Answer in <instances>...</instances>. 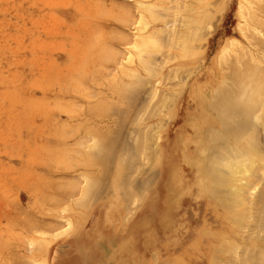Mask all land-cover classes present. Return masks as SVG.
I'll list each match as a JSON object with an SVG mask.
<instances>
[{
	"label": "rangeland",
	"instance_id": "1",
	"mask_svg": "<svg viewBox=\"0 0 264 264\" xmlns=\"http://www.w3.org/2000/svg\"><path fill=\"white\" fill-rule=\"evenodd\" d=\"M249 1L0 0V264H215L226 242L229 261L216 264L244 263L252 231L230 218L185 156L201 153V126L224 129L210 100L225 80L223 87L236 83L233 96L240 82L238 93L250 104L238 116L251 122L239 143L253 138L257 147L248 146L264 151V124L256 118L264 114V0ZM189 17L201 23L187 27ZM181 32L195 36L192 57L177 45ZM142 33L162 37L165 47L152 58L148 51L131 57ZM234 38L239 45L223 54ZM140 59L153 60V77ZM253 98L263 99L253 105ZM160 122L159 161L151 166L135 135ZM102 137H111L104 148ZM97 150L107 152L108 165ZM119 175L137 192L125 188L131 203L124 186L117 191ZM89 177L102 187L96 183L92 197L84 191Z\"/></svg>",
	"mask_w": 264,
	"mask_h": 264
},
{
	"label": "bare ground",
	"instance_id": "2",
	"mask_svg": "<svg viewBox=\"0 0 264 264\" xmlns=\"http://www.w3.org/2000/svg\"><path fill=\"white\" fill-rule=\"evenodd\" d=\"M199 1V0H198ZM246 1V0H245ZM255 1H257V0H252L251 2H250V4H252V3H255ZM249 4V3H248ZM249 4V5H250ZM138 5H141V6H143V5H146L145 6V8L146 9H148V8H150L149 10L150 11H154L151 7H153L154 8V6L155 5H153L152 4V6H151V4L150 5H148V3L146 4H144V3H142V2H140L139 1V4ZM158 7V6H157ZM250 7V6H249ZM253 7V6H252ZM251 7V8H252ZM144 8V9H145ZM156 8V7H155ZM160 8H162V7H160ZM250 8V10H251V13H254V7L251 9ZM152 9V10H151ZM148 11V10H147ZM155 12V11H154ZM154 12H152V15H153V13ZM151 13V12H150ZM149 13V14H150ZM155 14L157 15V14H159V12L157 13V11L155 12ZM156 15H154V16H152L153 17V20L154 19H156V18H158V16L160 17V15H158V16H156ZM142 16H143V18L141 17V19H144V16L145 15H143L142 14ZM146 17V16H145ZM150 17H151V15H150ZM151 17V18H152ZM156 17V18H155ZM141 21L142 20H140V23H141ZM199 21H201V19H196V18H194V17H189L188 19H187V22H186V25H187V27H190V26H192L191 24H193V23H198ZM203 21V20H202ZM199 23H201V22H199ZM149 24V23H148ZM188 25H190V26H188ZM147 22L146 21H142V23H141V26H140V30L142 31V30H146V28H147ZM159 32V31H158ZM158 32L157 33H155V32H153L152 33V35H156V34H158ZM159 33H161V31L159 32ZM157 36V35H156ZM156 36H145L143 33L142 34H138V36H137V38H136V41L134 42V46H133V51L132 52H130V56L131 57H133L134 55H138L139 56V58H143V57H140V56H142V54L143 53H146V51H148V53H151V55H148L149 57L150 56H153L152 54H154V52L157 50V49H160L161 47H165V45H163V46H161V42L162 41H164V40H159V39H161V38H157ZM159 36V35H158ZM178 36H180L181 37V42H180V40H179V43L180 44H178L177 42V45L179 46L180 45V47H182V49H183V52H185V56H183V57H192L193 55H192V53H189V51H195L194 49H195V47L194 46H192V44H194L193 43V41H195V36L193 35H189V34H186V33H182L181 32V35H178ZM161 41V42H160ZM165 42V41H164ZM238 41H237V39L236 38H234V39H232L231 41H229L227 44H225V46H223V48H222V53L224 54L225 53V50L226 49H230V47L232 46V45H239V42L237 43ZM163 43V42H162ZM166 44V43H165ZM168 45V44H167ZM191 47H193V48H191ZM158 52V51H157ZM182 52V51H181ZM196 52V51H195ZM194 52V53H195ZM144 56V55H143ZM147 56V57H148ZM195 56H196V54H195ZM149 57H148V59H149ZM166 57V56H165ZM100 58V57H99ZM104 58V57H103ZM150 58H152V57H150ZM144 59V58H143ZM143 59H140V61H142V62H144V65H145V69H147L146 70V72H148L149 71V74H151V73H154L155 71H153V70H156V69H154V66H153V68L151 67L152 65H154L152 62H153V60H152V62L150 61H145V60H143ZM153 59H154V57H153ZM166 59H167V57H166ZM165 59V60H166ZM100 60V59H99ZM103 60V59H102ZM168 60V59H167ZM106 62V61H105ZM141 62V63H142ZM155 62V61H154ZM168 62V61H167ZM167 62H166V64H167ZM150 63H152L151 65H150ZM143 64V63H142ZM156 67V66H155ZM239 67V66H238ZM179 68V67H178ZM178 68H176V69H178ZM185 68V67H184ZM151 69H153V70H151ZM159 69V68H158ZM180 69V68H179ZM183 69V68H182ZM180 70V71H183V70ZM175 72H177L176 70H174ZM136 72V71H135ZM161 72V71H160ZM160 72H158L157 71V73H160ZM134 73V72H133ZM135 74H138L137 72L135 73ZM155 74H156V72H155ZM175 74H177V73H175ZM174 74V75H175ZM226 74V73H225ZM140 75V74H139ZM152 75V77H153V74H151ZM178 75H179V71H178ZM134 76V75H133ZM138 76V75H137ZM135 77V78H139L140 76H138V77ZM154 76H156V75H154ZM189 76V75H188ZM175 77H178L177 75L175 76ZM180 77V76H179ZM178 77V78H179ZM226 77V76H225ZM142 78V77H141ZM169 78V77H168ZM184 78V77H183ZM186 78H187V74H186ZM186 78H185V80H186ZM238 78H240V77H235V79H234V77H233V81H241L240 79L238 80ZM162 79V78H161ZM160 79V80H161ZM138 80H140V79H138ZM145 80V79H144ZM163 80V79H162ZM170 80V79H169ZM179 80H181V78L179 79ZM142 81H143V79H142ZM141 81V82H142ZM224 81V80H223ZM135 82V81H134ZM180 82H182V81H180ZM242 82V81H241ZM138 83V82H137ZM234 83V82H233ZM238 83H240V82H238ZM238 83H237V87L238 86H241V84H239L238 85ZM139 84V83H138ZM142 84L143 83H140V85H138V86H142ZM177 84H179V83H177ZM223 85L222 86H219V87H217L215 90H214V92H213V94H214V99H211L210 100V102L211 101H213L211 104H213L212 106H214L215 108L213 109V110H217V113L218 112H221L222 114H223V116H221L223 119H221V123H223L222 125L224 126V129H219V128H214V127H209V128H207V129H202L203 127L201 126V130H205V132L203 131V139H201V141L202 142H204L205 144L203 145V148L201 149L202 151H201V153L200 154H196L193 158H191L190 156H185V160L187 161V162H189L190 164H192V166H196L197 167V169H198V173H199V175H200V177H205V179H207V180H209V182L211 183V185L213 186V188L210 190L211 192H209V193H212V195L213 196H215V197H217V198H220V202L227 208V210H228V212H229V216H230V218L232 219V220H234V222L235 223H237V224H239V225H241V226H246V227H248V228H250V230L252 231V233L250 234V236L248 235V237L249 238H253V242L251 241L247 246H245V249H244V254H240L241 256H242V258L244 257V255H245V257L243 258L244 259V263L243 264H261L260 262V259H262V263H264V244H263V242H264V183H262L261 184V186H260V188L258 189V182H260L261 183V181L262 182H264V151H255V150H253V149H251L250 147L251 146H254V145H256L254 142H256V141H254L253 143H252V140H254L253 138H252V140L249 142V139H248V141H247V138H248V136H247V138L246 139H244L245 140V142L247 141V143H245V144H240L239 143V141H240V138L242 139V137H244L243 135H246L245 134V132H247L248 130H249V127L248 128H245V127H247V126H249L247 123H251V122H249V117H248V120L245 118L244 119V121L246 120L247 121V123H246V121L245 122H243L242 120H240V119H238V116H239V118H242V117H240V115L241 116H246V112H245V109H247V108H249V107H247V106H249L250 104H249V102H247V103H245V101H243L244 100V96H241L240 95V93H238V92H240V90H239V88H241V87H239V88H237V91H236V88H235V92H236V94L238 93V95H236L235 94V92H233L234 93V96H233V94H232V92L231 91H233L234 89V86L236 85V83H234L233 84V88L232 87H230L231 85L230 84H227V86L228 85H230L229 87H223L224 85H226V80L224 81V83H222ZM85 85V84H84ZM83 85V86H84ZM137 85V84H136ZM169 85V84H168ZM86 86V85H85ZM137 86V87H138ZM133 87V86H132ZM221 87V88H220ZM224 88H229V89H231V90H229V89H224ZM134 89H136V87L134 88ZM134 89H132V90H134ZM167 91V90H166ZM154 92H156L155 90H154ZM153 91H152V95H153V93H154ZM165 92V91H164ZM164 92H162L164 95H165V93ZM168 92V91H167ZM166 92V93H167ZM171 94H172V96L174 97V95L176 94V92H175V94L174 93H172V92H170ZM246 93V92H245ZM169 94V93H168ZM167 94V96L169 97V95ZM171 94H170V96H171ZM174 94V95H173ZM103 95V94H102ZM162 95V94H161ZM235 95L236 96H240L241 98H243V99H237V98H234L235 97ZM154 96V95H153ZM166 96V97H167ZM171 96V97H172ZM176 96V95H175ZM171 97H169L170 99H171ZM251 97V96H250ZM177 98V97H176ZM114 99V98H113ZM164 99H165V97H164ZM168 99V98H167ZM167 99H166V101H167ZM173 99V98H172ZM171 99V100H172ZM246 99V98H245ZM254 99V100H253ZM251 101L253 102V103H251V104H253V105H255L256 104V99H260V98H253ZM261 99H263V98H261ZM260 99V100H261ZM215 100H216V102H215ZM149 101V100H148ZM165 101V100H164ZM165 101V102H166ZM170 101V100H169ZM168 101V102H169ZM173 101V100H172ZM174 101H176V100H174ZM249 101V100H248ZM130 102V101H129ZM133 102V101H132ZM161 102V101H160ZM164 102V103H165ZM171 102V101H170ZM244 102V103H243ZM149 103H152L151 101L150 102H148L147 104H149ZM163 103V104H164ZM140 104V103H139ZM146 104V105H147ZM157 104V103H156ZM159 104V103H158ZM161 105L162 107L164 106L165 107V104L164 105ZM211 104H209V105H211ZM244 104H246V107H245V105ZM130 105V104H129ZM145 105V106H146ZM160 105V104H159ZM158 105V106H159ZM173 102L172 103H170V108H172L173 106ZM208 105V106H209ZM149 106V105H148ZM155 106V105H154ZM166 106H168V105H166ZM113 107V106H112ZM153 107V106H152ZM162 107H161V109H162ZM107 108H109V107H107ZM154 108V107H153ZM156 109H157V106L155 107ZM160 108V106L158 107V109ZM166 108V107H165ZM168 108V107H167ZM203 108H205V107H203ZM213 108V107H212ZM110 109H112L113 110V108H111L110 107ZM131 109V108H130ZM147 109H148V107H147ZM149 109L150 110H153V109H151L150 107H149ZM160 109V110H161ZM111 110V111H112ZM144 110V109H143ZM143 110H141V113H142V111ZM155 110V109H154ZM160 110H158L157 111V113L159 112V114L160 113H162ZM167 110V109H166ZM148 112H149V110H147ZM156 111V110H155ZM162 111H164L163 109H162ZM212 111V110H211ZM146 112V111H145ZM147 112V113H148ZM153 112V111H152ZM216 112V111H215ZM209 113H210V110H209ZM154 114L155 115H157L155 112H154ZM141 115V114H140ZM145 114H142V116L140 117V119L144 116ZM149 115V114H148ZM149 116H152L153 117V115H149ZM212 116V115H211ZM224 116H228V117H224ZM138 117H139V115H138ZM147 116H145V118H146ZM207 117H208V115H207ZM144 118V119H145ZM226 118H228V120L226 119ZM256 118H258L259 120H261V121H263V122H261V123H263L264 124V114L263 113H261V111L257 114V116H256ZM256 118H255V121H256ZM136 119V118H135ZM138 119V118H137ZM136 119V120H137ZM149 119H150V117H149ZM218 119V118H217ZM226 119V120H225ZM243 119V118H242ZM257 119V120H258ZM146 120H147V118H146ZM162 120V119H161ZM222 120H223V122H222ZM133 121H135V120H133ZM139 121V120H138ZM144 121L142 120V123H143ZM259 122V121H258ZM152 124H154V123H152ZM151 124H149L148 126H146V127H148V128H150V127H153L154 128V130H153V133H152V130L150 131L148 128V130H145L146 129V127H144V128H142L143 130L141 131V128L139 129V132H140V136L138 135V136H136L135 135V137H138V139H137V142H133L134 143V145L135 144H137L136 146V148H137V152H139L140 153V157H141V154L143 155V157H146V158H143L144 160L146 159V162H147V159L149 160V162L148 163H150V165L151 166H155V164L156 163H158V161H159V156H158V151L160 150V147H159V144H158V142L160 141L159 139V141L157 140V138H158V135L157 134H159L162 130H163V128H164V124L162 123V122H160L159 124H154V125H151ZM221 125V126H222ZM260 126H261V124H260ZM263 127H264V125H263ZM153 128H150V129H153ZM246 129V131L244 132V130ZM264 129V128H263ZM73 132V131H72ZM107 133V132H106ZM110 133V132H109ZM151 133V134H150ZM69 134V133H68ZM70 134H71V131H70ZM137 134V133H136ZM249 134V133H248ZM252 134V133H251ZM251 134H249V135H251ZM112 135V134H111ZM114 135V134H113ZM254 135V134H253ZM67 136V135H66ZM105 136V135H104ZM115 137V136H114ZM134 137V138H135ZM254 137V136H253ZM111 138V137H110ZM109 137L107 138H101L102 139V142L104 143V141L105 142H107L106 140H108V139H110ZM84 139V138H83ZM97 139V138H96ZM96 139H95V141H96ZM101 139H100V142L97 140L96 141V143H95V141H94V143L93 144H99V145H97V146H99V148H97V146L96 145H92L93 147V149H95V148H97V149H100L101 147H102V145H103V143L101 142ZM113 139V138H112ZM115 139V138H114ZM239 139V140H238ZM82 140V139H81ZM135 140H136V138H135ZM111 141H113V140H111ZM153 142L152 143V146L149 144V142ZM242 141H243V139H242ZM82 141H80V144L81 145H83V142L81 143ZM89 141H87V143H88ZM150 142V143H151ZM111 143V142H110ZM110 143H109V146H110ZM249 143H252L251 145H250V147L248 146L249 145ZM80 144H79V146H80ZM100 144H102V145H100ZM85 145V144H84ZM83 145V146H84ZM88 145V144H87ZM105 145H107V144H105L104 143V145H103V148L105 147ZM83 146H82V148H83ZM261 146H262V144H261ZM88 147V146H87ZM256 147H257V145H256ZM258 147H260V144H259V146ZM89 148V147H88ZM106 148H107V146H106ZM135 148V147H134ZM136 148H135V150H136ZM252 148H254V147H252ZM264 148V147H263ZM102 149V148H101ZM149 149H152V151H150ZM77 150V149H76ZM75 150V151H76ZM148 150H149V152H148ZM92 151V150H91ZM94 151H96V150H94ZM101 151V150H100ZM77 152H78V150H77ZM99 152V150H97V153ZM94 153V152H93ZM96 153V154H97ZM102 153H103V150H102ZM105 153H107L106 151H104V157H101L102 155H101V152L100 153H98L97 155H99V156H96L98 159H99V161H101L100 163H106L105 161H107L108 162V160H107V158H105L106 157V154ZM80 154V153H79ZM81 154H82V152H81ZM95 154V153H94ZM95 154V155H96ZM108 155V154H107ZM131 156H133V155H131ZM73 157V156H72ZM71 157V158H72ZM135 157V156H134ZM133 157V158H134ZM74 158V157H73ZM93 158H95V157H93ZM142 158V157H141ZM140 158V159H141ZM98 159H96L97 161H98ZM108 159H109V157H108ZM142 159V160H143ZM47 160V159H46ZM131 161H133L132 159H130ZM137 160V159H136ZM143 160V161H144ZM48 161V160H47ZM131 161H129V162H131ZM140 161V160H139ZM140 163V162H139ZM142 163V162H141ZM140 163V164H141ZM144 163H145V161L142 163L143 164V166H144ZM107 164V163H106ZM141 164V165H142ZM108 165V164H107ZM107 165H106V167H107ZM131 165H132V163H131ZM130 165V166H131ZM137 165V168H139L138 167V165L139 164H135V166ZM141 165H139V166H141ZM146 166L148 165V164H145ZM149 165V166H150ZM103 166V165H102ZM148 166V167H149ZM132 167V166H131ZM145 167V166H144ZM130 168V167H129ZM136 168V167H135ZM141 168V167H140ZM143 168V167H142ZM141 168V169H142ZM150 168V167H149ZM153 168V167H152ZM151 169V168H150ZM122 170V169H121ZM105 171H107V170H105ZM138 171H140V170H138ZM148 171V170H147ZM140 172H142V171H140ZM259 173V174H256V173ZM261 172V173H260ZM128 174H130V172L128 173ZM132 174H134V173H132ZM135 175V174H134ZM95 176V175H94ZM123 176V175H122ZM122 176L121 175H119V176H117V180H123V182H122V184H121V181L119 182L118 181V183H116L117 185H116V188H117V186L119 187L118 189H117V191H119L120 192V189H121V186H124L123 188H124V191H123V193L122 194H124L125 193V196L126 195H128L129 197L130 196H132L133 194H134V192H135V194L137 195V192L135 191V188H134V186L132 185V189L129 187V184L131 185V183H127V185L128 186H126L125 184H126V182L124 181V179L122 178ZM130 176H131V174H130ZM103 177V176H102ZM105 177V176H104ZM124 177V176H123ZM128 177V176H127ZM94 178V177H93ZM130 178H132V177H130ZM129 178V179H130ZM135 178V177H134ZM95 179V178H94ZM97 179H99V178H97ZM92 180V179H90V177H89V181H88V184H87V186H86V189L84 190L85 191V196H88V195H90L91 196V194L90 193H92L93 192V190H94V188H96L95 186L97 185V184H99L98 186H100V184H101V182L100 183H98V180ZM148 179V178H147ZM92 180V181H91ZM128 179H126V181H127ZM146 181V180H145ZM125 182V184H123ZM127 182H131V180L129 181H127ZM66 183V182H65ZM64 183V184H65ZM97 183V184H96ZM109 184H111V183H109ZM119 184H121L120 186H119ZM144 185H145V183H144ZM105 186V185H104ZM103 186V187H104ZM111 186V185H110ZM101 187V186H100ZM128 187H129V189L132 191L133 189V191H132V195H130L131 194V191L128 189ZM102 188V187H101ZM112 188V187H111ZM110 188V189H111ZM125 188H127L126 189V191L128 190V192H130V194H128V192H127V194H126V192H125ZM107 189V188H106ZM258 189V190H257ZM96 190H97V188H96ZM137 190V189H136ZM256 190H257V192H256ZM95 191V190H94ZM114 190H112V192H113ZM138 191V190H137ZM138 193H139V191H138ZM93 194V193H92ZM104 194V193H103ZM121 193H119L118 195H120ZM121 194V195H122ZM140 194H143V193H140ZM94 195V194H93ZM92 195V196H93ZM135 195V196H136ZM211 195V194H210ZM91 196V197H92ZM123 197H124V195H122ZM139 196V195H138ZM138 196H136V198L138 197ZM88 199H89V197H87ZM86 198V199H87ZM133 199L134 198V196H132V197H130L129 198V201L128 202H130V199ZM136 198H135V200H136ZM47 199V198H46ZM84 199V198H83ZM85 199V201L84 202H86V201H88V199L86 200ZM139 200H140V198H139ZM138 199H137V201H139ZM132 201H134V200H132ZM131 203V202H130ZM140 203H141V201H140ZM142 204V203H141ZM140 205V204H139ZM130 206V205H129ZM127 210V209H126ZM242 237H245V236H242ZM247 237V238H248ZM249 240V239H248ZM228 248H229V244H227V242L226 243H224L221 247L219 246V247H217L216 248V252H215V255H214V258L212 259V261L216 264V263H218V261H222V263H225V262H228L229 260H227V257L225 256L226 255V253H228L229 251H227L228 250ZM238 248H239V246L237 247V251H238ZM242 250V249H241ZM240 251V250H239ZM237 255L239 254V253H237V252H235ZM239 255V256H240ZM238 256V257H239ZM235 258H237V257H235ZM256 258H259V260H256L255 261V259ZM233 262V260L232 259H230V262ZM236 261V259L234 260V262ZM257 261H260V262H257ZM233 262V263H234ZM241 262V261H240ZM242 263V262H241ZM178 264H186L184 261H179L178 262Z\"/></svg>",
	"mask_w": 264,
	"mask_h": 264
}]
</instances>
